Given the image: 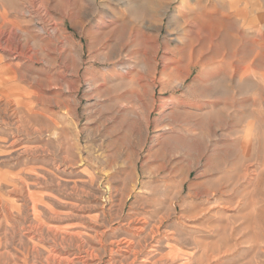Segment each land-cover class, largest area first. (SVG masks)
<instances>
[{"label":"rangeland","instance_id":"1","mask_svg":"<svg viewBox=\"0 0 264 264\" xmlns=\"http://www.w3.org/2000/svg\"><path fill=\"white\" fill-rule=\"evenodd\" d=\"M0 264H264V0H0Z\"/></svg>","mask_w":264,"mask_h":264}]
</instances>
